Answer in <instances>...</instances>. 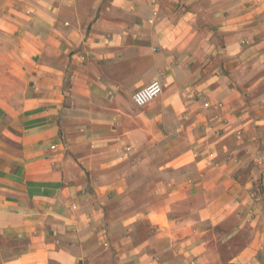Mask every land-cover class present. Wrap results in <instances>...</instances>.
<instances>
[{
    "label": "crops",
    "instance_id": "obj_1",
    "mask_svg": "<svg viewBox=\"0 0 264 264\" xmlns=\"http://www.w3.org/2000/svg\"><path fill=\"white\" fill-rule=\"evenodd\" d=\"M0 264H264V0H0Z\"/></svg>",
    "mask_w": 264,
    "mask_h": 264
},
{
    "label": "built area",
    "instance_id": "obj_2",
    "mask_svg": "<svg viewBox=\"0 0 264 264\" xmlns=\"http://www.w3.org/2000/svg\"><path fill=\"white\" fill-rule=\"evenodd\" d=\"M163 90V84L158 79H153L147 86L137 90L132 95V102L135 105L143 106L158 96Z\"/></svg>",
    "mask_w": 264,
    "mask_h": 264
}]
</instances>
